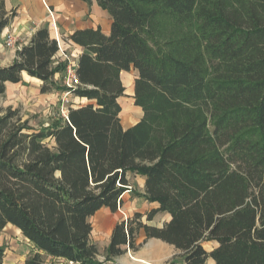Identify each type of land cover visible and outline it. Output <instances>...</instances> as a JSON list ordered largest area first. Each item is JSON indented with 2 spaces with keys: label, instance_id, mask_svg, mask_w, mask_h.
Returning a JSON list of instances; mask_svg holds the SVG:
<instances>
[{
  "label": "trees",
  "instance_id": "1",
  "mask_svg": "<svg viewBox=\"0 0 264 264\" xmlns=\"http://www.w3.org/2000/svg\"><path fill=\"white\" fill-rule=\"evenodd\" d=\"M83 1L113 24L70 37L84 49L76 88L48 28L0 68V98L27 74L43 95L89 101L39 130L0 106V233L12 225L34 246L25 264H108L152 239L182 264H264V0ZM10 21L0 0V36ZM133 69L143 117L125 130L121 75ZM128 191L158 208L119 222L101 262L91 219L117 213ZM159 214L171 217L162 228L149 224Z\"/></svg>",
  "mask_w": 264,
  "mask_h": 264
},
{
  "label": "crops",
  "instance_id": "2",
  "mask_svg": "<svg viewBox=\"0 0 264 264\" xmlns=\"http://www.w3.org/2000/svg\"><path fill=\"white\" fill-rule=\"evenodd\" d=\"M5 2V7L9 15H11V21L8 28L3 32L0 36V68L8 67L13 64V62L17 58V52L9 50L5 47V36L9 33H15L19 37V45L23 47L27 46L35 33L42 29L48 28L51 32V36L53 39H56V35L59 36L63 42H65V46L62 51L56 56L57 61H66L63 52L65 51L68 58L72 63L77 64L78 58L84 53V49L80 46L76 45L70 40V37L77 31L88 30V29H98L100 28L105 35H110L112 30L113 21L108 14V12L102 10L96 1H93L91 6L84 2L83 0H3ZM48 6L50 10L53 12L54 17L51 18L49 12L46 8ZM56 30V31H55ZM133 77L135 80L138 78V72L136 70H131V72H123L121 75L122 82L124 84L125 89L133 94L134 96V86L131 89L129 84H125L124 80L127 77ZM56 79H60V76H57ZM127 81V80H125ZM135 83V81H133ZM28 84H36L39 89L42 85V82L38 79L31 78L27 74H23V82L20 84H8L7 91L11 88H16L19 86H28ZM125 90V92H126ZM49 95V94H46ZM119 99V103L120 100ZM85 100V99H83ZM88 101V100H87ZM89 102V101H88ZM121 104V103H120ZM138 108V107H137ZM137 113L139 114V120L135 123L123 122L122 125L125 130L132 128L136 124L140 122L143 117V111L138 108ZM131 183L133 181H138L140 183V193H144L146 179L140 176H130ZM143 203L141 206L140 203ZM157 204H150L144 198L136 199L132 193V191H128L123 196V203L121 206V210L117 213H112L109 209H102L99 211L92 219L96 224H93V233H92V241L95 243L101 250V256L98 258L101 261V258H104V249H106L111 241V237L113 234V230L115 226L123 221L133 217L136 213H141L146 215L153 209H157ZM122 209L125 210V214L122 213ZM123 214L124 217L121 215ZM157 218H161L162 221L165 219V223H168L171 220L170 215L168 214H159L155 217V219L149 224L152 226H156L162 228L165 223L158 222ZM8 228H12L16 230L15 232L19 236V240L21 244H24L28 248L29 255H34L38 251L34 248V246L23 237L20 230L12 225H8L3 232H6ZM14 232V231H13ZM4 236V234H3ZM139 238L145 239L144 232H141ZM2 236H0V246H2ZM156 239L149 240L147 243L143 244V247L138 252H133L134 255H137L136 258L138 260H146L147 263L150 264H164L159 259H149L148 254L152 255L149 251L144 253V249ZM155 246L157 249H164L165 246L172 247L160 240H157ZM17 245H20L19 242L12 243L10 246L17 249ZM164 246V247H163ZM174 248V247H172ZM175 249V248H174ZM128 252H131L130 250ZM132 253V252H131ZM127 254L115 259L113 262L108 264H121L119 262L120 259H123ZM47 263L53 264L58 260L47 257ZM159 260V261H158ZM25 262L27 261L24 260ZM102 262V261H101ZM65 264V263H64ZM126 264H137L132 263L129 260H126Z\"/></svg>",
  "mask_w": 264,
  "mask_h": 264
},
{
  "label": "rangeland",
  "instance_id": "3",
  "mask_svg": "<svg viewBox=\"0 0 264 264\" xmlns=\"http://www.w3.org/2000/svg\"><path fill=\"white\" fill-rule=\"evenodd\" d=\"M88 4V3H87ZM89 5V4H88ZM91 4L89 5V7ZM174 27L171 24H168V22H164V32L167 37L169 35H173ZM131 79L132 81H135L133 77H126L125 80ZM124 83L127 85L128 81H125ZM68 82V81H67ZM134 86V83H133ZM131 89L133 87H130ZM120 100L121 107H122V113H121V121L125 122V115L127 113H131L133 116V119L135 122L139 120L138 113H137V107L135 106V100L133 94L126 90L124 93V96L121 97ZM89 102L85 99H81L73 95L72 93L68 96L61 95L58 92H55L53 94L49 95H43L40 93V89L36 84H28V86H19L14 88H10L4 97L0 98V106L4 109H7L9 107L13 109L20 110V114L24 121H29L30 126H32L34 129L39 130L43 127H47L49 124L52 123V121L59 117L60 114L63 116L67 115L68 107H81L87 105ZM129 107V108H128ZM127 122V121H126ZM134 122V123H135ZM132 189L133 193H138L141 190L140 189V183L138 181H133L132 183ZM136 199H139L140 197L134 196ZM142 198V197H141ZM143 203L141 202L139 206H141ZM121 210V208H120ZM125 210L122 209V213H124ZM121 214L123 217L124 215ZM144 222H146V218L143 219ZM92 225L95 222L92 220ZM165 223V219L162 221L161 218H157V223ZM93 226V227H94ZM14 231V232H13ZM16 230L12 228H8L6 232H1L0 236H2V246L6 249V256H5V264H25L26 262L24 260H28L31 256L28 253V247L24 244H21L19 240V236L15 232ZM4 234V236H3ZM145 239L139 238L137 242L143 243ZM16 242H19L20 245H17V249L13 248V246H10V244H14ZM157 240H153L146 249H144V253L146 251H149L152 253V255L148 254L149 259H159L162 262H165L164 264H182V259L179 256V253L172 247L165 246L164 249H157L156 243ZM164 247V246H163ZM214 247L213 243H207L205 244V248L208 251H211ZM132 252V253H131ZM128 252L127 255L120 259L119 262L121 264H126V260H129L132 263L137 264H150L147 263L146 260H138L137 255H134L133 251ZM104 258H101V261H106L105 259V252ZM47 257L44 256V259ZM158 260V261H159ZM47 262V261H46ZM113 262V261H112ZM110 263V262H108ZM49 264V263H48ZM207 264H215L212 260H209Z\"/></svg>",
  "mask_w": 264,
  "mask_h": 264
},
{
  "label": "built area",
  "instance_id": "4",
  "mask_svg": "<svg viewBox=\"0 0 264 264\" xmlns=\"http://www.w3.org/2000/svg\"><path fill=\"white\" fill-rule=\"evenodd\" d=\"M49 15L51 18L54 17L53 12L50 10V8L48 6H46ZM56 31V30H55ZM19 37L15 34V33H9L5 36V47L9 50H12L14 52H18L22 49V46L19 45ZM56 41L58 42V46L60 51H62L63 47L65 46V42H63V40H61L59 38L58 35H56ZM63 55L66 59V62H68V68H67V75H66V85L69 88H76L78 85V78H77V74H76V67L77 64L72 63L70 61V58H68V56L66 55L65 51L63 52ZM68 81V82H67ZM71 93H65L64 95L68 96Z\"/></svg>",
  "mask_w": 264,
  "mask_h": 264
},
{
  "label": "bare ground",
  "instance_id": "5",
  "mask_svg": "<svg viewBox=\"0 0 264 264\" xmlns=\"http://www.w3.org/2000/svg\"><path fill=\"white\" fill-rule=\"evenodd\" d=\"M127 81H128L129 87H133V81L131 79H128ZM124 119H125V121H127L129 123H134L135 122V120L133 119V116L131 115V113H127V115H125Z\"/></svg>",
  "mask_w": 264,
  "mask_h": 264
}]
</instances>
